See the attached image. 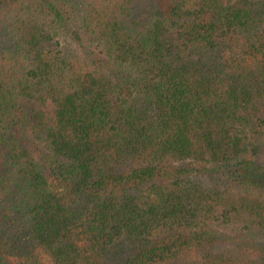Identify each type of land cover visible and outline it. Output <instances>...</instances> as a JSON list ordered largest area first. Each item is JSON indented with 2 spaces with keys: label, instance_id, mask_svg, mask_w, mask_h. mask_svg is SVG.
Instances as JSON below:
<instances>
[{
  "label": "trees",
  "instance_id": "1",
  "mask_svg": "<svg viewBox=\"0 0 264 264\" xmlns=\"http://www.w3.org/2000/svg\"><path fill=\"white\" fill-rule=\"evenodd\" d=\"M0 264H264V0H0Z\"/></svg>",
  "mask_w": 264,
  "mask_h": 264
}]
</instances>
